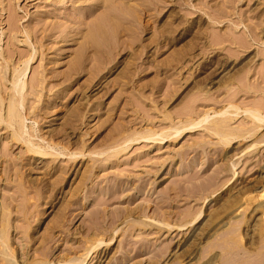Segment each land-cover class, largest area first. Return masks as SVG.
I'll return each instance as SVG.
<instances>
[{
	"label": "rangeland",
	"instance_id": "rangeland-1",
	"mask_svg": "<svg viewBox=\"0 0 264 264\" xmlns=\"http://www.w3.org/2000/svg\"><path fill=\"white\" fill-rule=\"evenodd\" d=\"M257 107L264 0H0V264H264Z\"/></svg>",
	"mask_w": 264,
	"mask_h": 264
},
{
	"label": "bare ground",
	"instance_id": "bare-ground-1",
	"mask_svg": "<svg viewBox=\"0 0 264 264\" xmlns=\"http://www.w3.org/2000/svg\"><path fill=\"white\" fill-rule=\"evenodd\" d=\"M228 107L229 108H232V109H234L235 111H238V106L237 105H234V104H229L228 105ZM261 108H263V107H261ZM226 111V110H225ZM224 111V112H225ZM223 112V113H224ZM243 112H244V114L246 113V115L247 116H250L251 117V120L253 121L252 123L254 124V127H252L251 129H247V130H244V129H238V130H240V131H238V132H236V131H232V130H227V128H226V130H219L221 127L220 126H218V127H220L218 130H216V131H214L216 134H218V136H220V139L221 140H224L225 141V143L226 144H228L231 140H233V139H235V138H246V137H248V136H250V135H252L255 131H257L261 126H263V124H264V111H262L260 108H245L244 110H243ZM15 114V113H14ZM11 118V117H10ZM204 118H205V120H206V117H203V121H205L204 120ZM1 120V119H0ZM201 120V122H203L202 121V119H200ZM200 120H198V122L200 121ZM189 122V121H188ZM197 122V121H196ZM225 122V121H224ZM190 124V125H189ZM189 124H187V125H189L188 127H193V126H195L196 125V123H194V122H191V123H189ZM217 125H219V123L217 124ZM216 125V126H217ZM223 125V124H222ZM185 129V128H184ZM223 129H225V128H223ZM182 130V129H181ZM177 131V130H176ZM180 130H178L177 132H179ZM241 132V133H240ZM249 138V137H248ZM262 140V139H261ZM250 146H252V145H250ZM199 216V215H198ZM4 224V223H3ZM4 226L5 225H2V228H0L1 230H2V237H1V252H2V254H4V255H6L7 256V252L8 251H6V248H7V246H6V244H7V242H6V239L7 238H5V232H4ZM223 235V234H222ZM101 239V238H100ZM100 239H99V241H100ZM98 241V240H97ZM101 242H102V240H101ZM97 244V243H96ZM98 245V244H97ZM90 249V248H89ZM91 250V249H90ZM87 253H89V252H87ZM5 257V256H4ZM10 258V257H9ZM231 258V257H230ZM13 259V258H12ZM6 260H7V262H8V264H14V261L13 260H11V259H7L6 258ZM71 260H72V258H71ZM70 260V261H71ZM73 261V260H72ZM74 261H75V259H74ZM68 262V261H67ZM33 264V263H32ZM40 264H50L48 261H41V263Z\"/></svg>",
	"mask_w": 264,
	"mask_h": 264
}]
</instances>
